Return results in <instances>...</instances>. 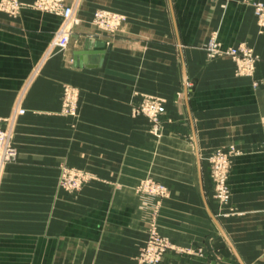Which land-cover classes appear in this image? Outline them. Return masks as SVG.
Segmentation results:
<instances>
[{"label":"crops","instance_id":"1","mask_svg":"<svg viewBox=\"0 0 264 264\" xmlns=\"http://www.w3.org/2000/svg\"><path fill=\"white\" fill-rule=\"evenodd\" d=\"M20 1L17 15L0 12V119L13 116L0 128L10 131L17 149L16 160L0 166V264H137L146 225L134 186L147 170V144L146 123L132 117L131 106L140 95L167 98L169 116L182 124L176 96L184 69L200 79L193 98L210 108L203 118L205 143H211L213 116L226 134L229 111L237 116L230 118L234 135L255 137L264 121V97L235 100L234 111L212 109L208 80L224 73L229 84L233 63L208 62L201 49L213 31L226 46L251 43L264 72V34H258L252 7L242 0H66L80 23L67 48L53 51L49 44L62 19L30 7L34 0ZM101 7L125 14L118 32L107 34L91 23ZM90 41L103 57L78 55ZM64 85L81 93L74 127L57 114ZM63 164L87 169L97 181L68 195L58 188ZM248 166L264 169V163ZM254 175L250 206L239 199L245 214L223 226L251 264H264V177ZM184 186L190 213L196 190ZM185 221L184 232L210 231L205 222ZM180 232L172 233L183 240Z\"/></svg>","mask_w":264,"mask_h":264},{"label":"rangeland","instance_id":"2","mask_svg":"<svg viewBox=\"0 0 264 264\" xmlns=\"http://www.w3.org/2000/svg\"><path fill=\"white\" fill-rule=\"evenodd\" d=\"M3 1L0 0V12L8 15H17L24 6L20 0H8L17 1L19 7L16 10H8L6 4L1 5ZM39 1L34 0L30 7L62 19L61 25L53 34L49 49L53 51L65 50L67 47L59 49L53 45V42L60 29L66 28L72 33V29L80 23L75 6L68 5L66 0H59L63 6L72 7L74 12L73 21L66 24L59 13L39 7ZM44 1L48 2L49 0ZM242 1L252 7L258 34L259 36L263 35L264 27L259 26L256 21L253 3L264 2ZM99 11L117 14L119 25L113 30L99 27L94 19L95 13ZM125 22L126 16L122 11L108 7H101L93 11L91 16V23L107 34L118 32ZM230 48L240 51L239 63L242 65L240 69H237V62L226 52ZM201 49L208 62L218 61L220 67L223 65L221 62L223 60L229 61L230 64L233 63L232 74L228 73L231 80L228 81L229 84L226 83L227 74L224 73L212 74L211 79L208 80L211 87L210 89L206 88L205 91L210 93L212 109L219 105L224 110L232 109L234 111L235 100L245 102L252 96L264 97V72L261 73V69L258 68L261 55L256 46L244 41L228 46L223 45L218 38L217 31H213ZM199 80V78H190L185 70H182L181 90L176 96L185 118L182 124L181 121L175 123V120L169 116L170 106L167 104L170 100L167 98L150 94L140 95L131 106L132 117L140 118L146 123L144 127L147 144V170L134 186L146 225V240L136 256L137 264H143L139 263L140 251L147 244L152 232H156L168 243V248L158 264H251V260H248V255H246L247 251H244L245 253L242 255L243 252L235 248L231 236L225 233L223 223L245 214L243 209L239 208L238 202L241 203L239 199L242 198V203L250 206L253 174L256 178L264 177V169H252L251 166H248L251 163H264V121L259 123L260 128L255 137L245 138L234 135L236 124L232 123L233 119L230 118H237L235 114L230 111L228 113L227 124L229 126L225 135H221L219 129L224 123L219 122L218 115L213 116L211 143H205L203 118L208 117V115L205 116V111L210 108L205 107L203 101H200L197 96L193 98L197 88L195 81ZM239 83H243V85H238ZM244 85L247 87L245 88ZM67 87L77 92L74 116L62 112L64 91ZM239 87L244 88L240 90ZM201 92L203 93L204 90ZM80 96L81 93L77 87L72 85L62 87L60 108L57 114L62 118L71 119L72 127L75 126L79 114ZM183 101L187 104H184ZM153 103L164 107L159 124L156 126L151 123L148 110L143 109L146 104ZM232 103L234 105H231ZM12 119L13 116L3 119L5 121L2 122L8 123ZM215 126H217V130H215ZM3 129L8 132L13 144L10 131L7 128ZM8 163H0V166ZM69 181H78L79 183L72 185L69 184ZM95 181L97 178L82 167L65 164L59 167L58 188L68 195L79 194L86 185ZM187 184L195 187L198 200L190 213L186 207L190 204L187 200L191 195L186 192L187 190H183L184 185L187 186ZM247 189L249 194L246 197L241 193ZM185 220L205 222L210 227V231L205 234L201 233V235L184 232ZM179 230L181 232L178 234L184 238L183 240L174 236L177 233H172ZM220 239L223 241L220 242ZM221 243H224L222 247ZM165 255L167 256L165 257Z\"/></svg>","mask_w":264,"mask_h":264},{"label":"built area","instance_id":"3","mask_svg":"<svg viewBox=\"0 0 264 264\" xmlns=\"http://www.w3.org/2000/svg\"><path fill=\"white\" fill-rule=\"evenodd\" d=\"M6 4L8 10H16L18 9L17 1H8L4 0L1 5ZM39 7H43L44 9H48L51 12L59 13L60 16L64 19L65 23H71L73 21L74 12L72 7L63 6L59 3V0H49L48 2L44 0L39 1ZM253 10L256 17V21L259 26L264 27V3L262 2H254L253 3ZM95 23L99 25V27L104 29L113 30L119 25V16L114 13L110 12H97L94 15ZM58 35L55 37L53 45L58 47L59 49H65L70 41L71 32L66 30V28L60 29L57 33ZM227 54L230 55L236 62H237V69L241 68L240 62V51L234 48H230L227 51ZM247 56V55H245ZM250 56V55H248ZM236 69V70H237ZM70 87H67L64 91V100H63V107L62 112L70 113L69 115L74 116V108H75V100H76V91L70 90ZM144 110H148L149 112V119L154 126L159 124V118L164 112V107L157 103L153 104H146L143 107ZM23 110H18L17 114H23ZM5 121L0 119V122ZM10 135L7 131L0 128V163H8L15 161L17 158V149L11 143ZM79 182L74 181L70 182L69 184L77 185ZM166 248H168L167 241L160 237L156 232H152L149 237V240L145 247L142 248L139 255V263L143 264H158L161 260L163 253L165 252Z\"/></svg>","mask_w":264,"mask_h":264},{"label":"water","instance_id":"4","mask_svg":"<svg viewBox=\"0 0 264 264\" xmlns=\"http://www.w3.org/2000/svg\"><path fill=\"white\" fill-rule=\"evenodd\" d=\"M93 54H100L103 57L104 53L98 52V51H93V42H91V41L88 43L87 49L85 51L78 53L79 56H89V55H93ZM87 66H89V65H87Z\"/></svg>","mask_w":264,"mask_h":264},{"label":"bare ground","instance_id":"5","mask_svg":"<svg viewBox=\"0 0 264 264\" xmlns=\"http://www.w3.org/2000/svg\"><path fill=\"white\" fill-rule=\"evenodd\" d=\"M33 4V3H32ZM163 236V235H162Z\"/></svg>","mask_w":264,"mask_h":264}]
</instances>
